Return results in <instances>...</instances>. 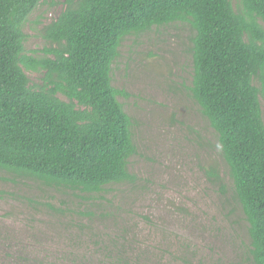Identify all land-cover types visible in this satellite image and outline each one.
I'll return each instance as SVG.
<instances>
[{
  "label": "trees",
  "instance_id": "1",
  "mask_svg": "<svg viewBox=\"0 0 264 264\" xmlns=\"http://www.w3.org/2000/svg\"><path fill=\"white\" fill-rule=\"evenodd\" d=\"M39 3L0 0V170L88 195L133 183L132 122L112 65L126 37L187 23L189 91L216 135L250 262L264 264V0H65L41 29L44 55L28 56L23 27Z\"/></svg>",
  "mask_w": 264,
  "mask_h": 264
},
{
  "label": "rangeland",
  "instance_id": "2",
  "mask_svg": "<svg viewBox=\"0 0 264 264\" xmlns=\"http://www.w3.org/2000/svg\"><path fill=\"white\" fill-rule=\"evenodd\" d=\"M64 3L40 0L29 15L26 55H44L41 29ZM193 35L177 22L128 36L112 65L132 122L133 183L88 195L0 170V264H251L216 135L189 91ZM25 73L40 85L41 73Z\"/></svg>",
  "mask_w": 264,
  "mask_h": 264
}]
</instances>
